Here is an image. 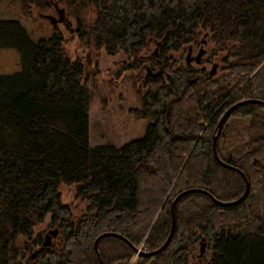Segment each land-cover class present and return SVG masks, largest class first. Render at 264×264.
<instances>
[{
    "label": "trees",
    "instance_id": "trees-1",
    "mask_svg": "<svg viewBox=\"0 0 264 264\" xmlns=\"http://www.w3.org/2000/svg\"><path fill=\"white\" fill-rule=\"evenodd\" d=\"M26 12L61 0H19ZM73 31L109 56L119 51L150 71L142 80L138 120L151 118L140 139L91 147V92L80 60H71L62 32L34 43L15 20L0 19V51L15 50L20 70L0 76V264H187L196 243H209L201 264H264V215L250 214L264 186V107L233 111L212 141L222 115L244 101L264 103V0H64ZM92 10L86 21L80 11ZM72 31L69 23H64ZM213 43L205 61L178 65L174 54ZM203 34V35H204ZM155 48L156 58L149 55ZM213 59L214 76L200 65ZM141 61V62H140ZM160 70V72H157ZM152 71V73H151ZM222 71V74H217ZM155 72V73H154ZM157 72V73H156ZM247 138V141L245 139ZM244 150V151H243ZM243 152V153H242ZM241 153V154H240ZM237 157V155H239ZM222 208L187 190H203ZM74 187L84 213L72 220L59 188ZM49 219L59 245L44 247L35 228ZM21 239L26 244L17 246ZM139 250L140 253H135Z\"/></svg>",
    "mask_w": 264,
    "mask_h": 264
},
{
    "label": "rangeland",
    "instance_id": "rangeland-1",
    "mask_svg": "<svg viewBox=\"0 0 264 264\" xmlns=\"http://www.w3.org/2000/svg\"><path fill=\"white\" fill-rule=\"evenodd\" d=\"M59 11H63L62 23H59ZM78 15L83 16L86 21L95 18L92 10L80 11ZM0 19L18 21L34 43L47 39L54 26L62 32L65 42L64 48L68 56L71 60L82 61L85 67V79L88 81L87 84L91 92L89 124V143L91 147L105 144L119 147L123 143L140 139L143 136L146 127L152 122L151 118L138 120L130 113L131 110L140 108L138 95L144 93L142 80L145 73L149 74L150 72L143 63H140L137 69L132 70L129 65L132 64L133 59L122 51H119L115 56H109L103 48L97 49L93 41L87 43L86 40L79 39L77 34L73 32L77 28L76 19L71 14V9L67 8L64 0H61L59 4L48 11L42 12L31 8V11L26 13L19 0H0ZM65 22L69 23L72 31L65 28ZM203 34L199 41L206 42L208 35ZM212 46L213 43L210 42L207 45L189 49L186 47L183 51L174 54L173 58L178 65H183L189 51H191V58H195L198 52L203 50L204 54L201 61H205L211 57L210 50L213 48ZM149 55L156 58L155 48L151 47ZM215 61L216 59H213L210 64L200 66L210 72L214 64H217ZM19 70V54L15 50H1L0 76L11 75ZM157 72H160V70H157ZM217 74H222V71H218ZM245 141H247V138ZM59 192L62 202L71 208L72 220L78 219L84 213L86 203L75 198L73 186L66 187L62 185ZM247 207L249 216L250 214L258 217L264 215V186L252 194ZM48 224L49 219L46 218L43 224L35 228V236L41 234L42 237H45L47 233L54 231V229L48 228ZM50 241L52 244L59 245L57 238H51ZM200 243L201 241L192 248L187 264H201L202 260L210 256L211 245L204 242L203 254L200 255ZM25 244L26 241L21 239L17 246L21 248Z\"/></svg>",
    "mask_w": 264,
    "mask_h": 264
},
{
    "label": "water",
    "instance_id": "water-1",
    "mask_svg": "<svg viewBox=\"0 0 264 264\" xmlns=\"http://www.w3.org/2000/svg\"><path fill=\"white\" fill-rule=\"evenodd\" d=\"M60 13V19H59V23H62L63 22V11H59ZM203 44H205V42H203ZM204 54V51L203 50H200L198 52V54L196 55L195 58H191V51L188 52V55H187V58H186V63L187 64H190V63H195L196 65H198L201 61V58ZM155 56H156V51H155ZM216 71V66H213L211 71L209 72L210 76H213L214 73ZM247 104H258V105H262L264 107V103L263 102H260V101H244V102H240L238 104H235L233 105L232 107H230L223 115L222 117L220 118L219 122H218V125L216 127V132H215V135L213 136V141H212V153H213V157L215 159V161L217 162L218 165H220L222 168L224 169H228V170H234V168L228 164H225L223 163L217 156V153H216V150H215V145H216V139H217V136L219 135V132L224 124V122L226 121V119L229 117V115L235 111L237 108L243 106V105H247ZM238 173L242 176L243 180H244V192L242 194V196L234 201V202H228V203H223V202H220V201H217L216 199H214L209 193L203 191V190H187V191H184L182 193H180L179 195L176 196V198L173 200V202L171 203L170 205V215H171V228H170V233L168 235V238L166 239L165 243L156 251L154 252H151L148 254V256L152 257L154 255H157L159 253H161L166 247L167 245L169 244L170 240H171V237H172V234H173V230H174V209H175V206L177 204V202L183 198L184 196L186 195H189V194H192V193H199V194H202V195H205L207 196L215 205H217L218 207H222V208H227V207H232V206H236V205H239L241 204L243 201L246 200L248 194H249V183L246 179V177L244 176V174L240 171H238ZM52 235V237H56L57 235V231H53L50 233ZM116 237V238H119L121 239L122 241H124L125 243H127L129 246H131L129 244V242L127 240H125L124 238H122L121 236H118V235H114V234H103L101 236H99L95 241H94V244H93V249H94V252L96 253L97 255V258H98V264H102L101 263V260H100V257H99V253H98V243L99 241L104 238V237ZM51 238L50 236H45V239H44V242H43V246L44 247H50L51 245ZM201 248H200V255L203 254V250H204V240L202 239L201 240ZM135 253L139 254L140 251L139 250H135Z\"/></svg>",
    "mask_w": 264,
    "mask_h": 264
},
{
    "label": "flooded vegetation",
    "instance_id": "flooded-vegetation-1",
    "mask_svg": "<svg viewBox=\"0 0 264 264\" xmlns=\"http://www.w3.org/2000/svg\"><path fill=\"white\" fill-rule=\"evenodd\" d=\"M58 15L60 16V13L58 12ZM52 20V22H54V20L52 18H50ZM214 66H216V70L219 69V66L217 64H214Z\"/></svg>",
    "mask_w": 264,
    "mask_h": 264
}]
</instances>
